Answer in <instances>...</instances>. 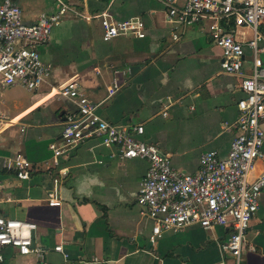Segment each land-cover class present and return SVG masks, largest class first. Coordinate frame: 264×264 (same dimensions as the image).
<instances>
[{
	"label": "crops",
	"instance_id": "0c3cea01",
	"mask_svg": "<svg viewBox=\"0 0 264 264\" xmlns=\"http://www.w3.org/2000/svg\"><path fill=\"white\" fill-rule=\"evenodd\" d=\"M25 19L42 12L24 0ZM85 17L67 15L41 46L51 65L48 83L29 90L0 85V212L34 222V246L46 250L47 264H232L223 249L232 229H205L195 224L165 231L154 244V222L141 214L138 195L149 163L124 159L116 148L90 138L56 157L50 145L62 143L63 122L76 110L67 97L57 95L65 83L78 80L99 105L107 120L143 123L141 139L159 145L180 171L194 173L203 153L217 150L226 157L235 139L238 100L244 96L240 77L222 67V49L208 34V22L174 27L165 20L160 0H73ZM110 9L117 19L143 16L146 36L122 35L103 39L99 19L90 14ZM237 39L253 38L251 26H235ZM259 30L264 36V25ZM179 39L174 38V34ZM264 46V40L260 42ZM262 58L264 74V50ZM253 50L245 46L244 73L251 75ZM117 83L114 94L108 89ZM264 128V123H263ZM24 154L34 165L28 180L4 170L2 160ZM264 169L259 161L251 177ZM55 193L62 203L51 205ZM256 250H244L243 264H264V194L248 230ZM62 244L63 251L55 250ZM35 254L5 250L3 264H36Z\"/></svg>",
	"mask_w": 264,
	"mask_h": 264
},
{
	"label": "built area",
	"instance_id": "2783aa9c",
	"mask_svg": "<svg viewBox=\"0 0 264 264\" xmlns=\"http://www.w3.org/2000/svg\"><path fill=\"white\" fill-rule=\"evenodd\" d=\"M51 1L57 5L56 11L42 12L28 22L17 0H0V85L19 84L35 90L49 82L52 68L43 60L41 46L50 41L54 27L65 16H86L73 0ZM160 1L166 7L165 20L174 27L208 22L211 41L222 49L223 70L241 78L238 86L244 96L238 100L237 133L229 154L221 157L217 150L207 151L196 172H182L158 144L141 139L143 123L118 124L104 118L98 111L100 104L82 90L78 80L65 83L56 93L69 98L77 109L63 122L62 143L53 142L50 148L58 157L87 139L98 138L102 145L116 148L121 158L146 159L149 168L138 203L141 214L154 222L151 242L155 244L165 231L195 224L205 229L230 227L223 249L232 256V264H243L244 250H256L248 240V230L264 194V169L251 177L258 162H264V74L259 56L264 50L260 43L264 36L258 28L264 25V0ZM88 18L101 21L105 41L128 34L146 36L145 19L140 15L117 19L107 8ZM231 24L253 27V38L246 43L240 41ZM174 38L179 39V35L175 33ZM245 46L254 53L251 75L244 73ZM117 86H111L109 94H114ZM4 119L0 109V122ZM2 167L19 180H28L34 171L33 163L22 153L3 158ZM49 201L51 205L62 203L55 193ZM36 229L34 222L0 212V264L9 247L21 255L35 254L36 264H47L46 250L34 246ZM55 250L63 251V245H56Z\"/></svg>",
	"mask_w": 264,
	"mask_h": 264
},
{
	"label": "rangeland",
	"instance_id": "374dc122",
	"mask_svg": "<svg viewBox=\"0 0 264 264\" xmlns=\"http://www.w3.org/2000/svg\"><path fill=\"white\" fill-rule=\"evenodd\" d=\"M53 3L51 0H24V5L25 4H32L35 9H38V11L42 10V9L47 10L51 5H53ZM78 7H80V5ZM80 8H82V7H80Z\"/></svg>",
	"mask_w": 264,
	"mask_h": 264
},
{
	"label": "bare ground",
	"instance_id": "6f19581e",
	"mask_svg": "<svg viewBox=\"0 0 264 264\" xmlns=\"http://www.w3.org/2000/svg\"><path fill=\"white\" fill-rule=\"evenodd\" d=\"M25 234H27V233L25 232Z\"/></svg>",
	"mask_w": 264,
	"mask_h": 264
},
{
	"label": "water",
	"instance_id": "95a60500",
	"mask_svg": "<svg viewBox=\"0 0 264 264\" xmlns=\"http://www.w3.org/2000/svg\"><path fill=\"white\" fill-rule=\"evenodd\" d=\"M35 245V244H34Z\"/></svg>",
	"mask_w": 264,
	"mask_h": 264
}]
</instances>
